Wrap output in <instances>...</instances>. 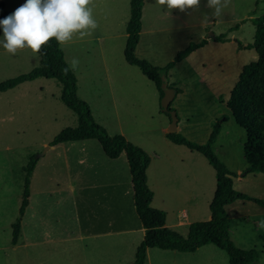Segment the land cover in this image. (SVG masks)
Masks as SVG:
<instances>
[{
    "label": "crops",
    "instance_id": "crops-1",
    "mask_svg": "<svg viewBox=\"0 0 264 264\" xmlns=\"http://www.w3.org/2000/svg\"><path fill=\"white\" fill-rule=\"evenodd\" d=\"M94 4V10L107 12L97 20L100 29L83 40L74 38L70 43L95 42L96 46H82L80 50V46L76 45L73 52H64L69 66L73 58L79 59L78 67L73 70L77 76L78 95L89 103L95 120L110 132L112 121L115 122L114 128L122 123L117 93L120 95L123 88L130 89V84L123 75L130 73V67L135 66L125 58L128 32L127 27L126 31L122 28L123 24L128 25L130 19L124 7L128 9L130 6L131 10V0H94ZM186 12L188 10L182 12L173 9L169 13L166 8L157 7L154 3L148 5L147 0H144L142 29L136 48L137 56L139 54L160 66V57L169 52L164 44L173 38L171 33L177 32L181 36L178 31L191 32L193 28H200L197 43L206 40V44L169 70V85L172 84L176 89L180 81H175L172 74L177 73L183 63L202 52H209L212 50L209 48H213L215 44H226L228 40L218 41L214 38L217 34L210 33L212 21H189ZM165 33L168 35L166 38ZM2 36L0 28V37ZM192 42H195L193 38H187L182 47L168 53L171 55L169 62ZM122 56L125 62L121 61ZM43 64L42 55L34 56L30 49L20 50L13 56L0 46V78H5L1 76L6 75L11 76L8 79L14 78ZM202 65V74L205 75L209 72V66L205 62ZM123 70H126L125 74ZM120 75L124 78L121 85ZM100 76L109 83L113 109L109 105L110 100L102 101L106 87ZM8 79H0V82ZM49 81L60 90L58 94L51 92L52 98L44 93L45 87L50 85ZM116 89L118 91L115 92ZM158 93L161 102L160 92ZM180 94L181 91L177 92L176 97ZM62 95L63 83L45 76L0 91V122L7 138L10 130L12 138H20L27 131L26 106L36 110L35 124L31 125L39 131L42 130L43 122L46 129H50L48 126H57L59 114L62 121L70 122L64 126H79V115L66 105ZM28 115H33V111ZM66 127L55 129L48 140L41 143L42 147H50L44 155L38 157L32 173L29 203L16 244L13 243V224L20 215L27 161L22 157V162L19 163V158L8 155L14 151L13 145L7 144L5 152H0V220L3 221L0 222V264H131L136 259L137 248L146 231L135 207L134 185L127 154L123 152L118 158H110L97 139L51 145L55 136ZM180 129L178 122V132ZM115 130L109 134L115 135ZM120 132L127 136L124 131ZM163 132L165 136L161 141L168 150L173 151L174 157H170L168 153L158 154L152 147L143 146L147 144L146 137L142 143L137 142L151 156L147 171L148 185L154 192L151 205L165 212L166 226L187 236L193 222L212 218L210 203L215 192H210L206 184L203 186L202 178L197 173L200 169L194 162H188L193 157V152L185 153L181 148L183 145L173 142L167 136V127L163 128ZM127 139L130 138L127 136ZM208 194L209 198H205V203H202L203 196ZM205 248L208 245L195 252L149 248L144 264H181L180 260L187 259L191 253L200 254L203 249L206 251ZM209 263L219 264L213 260L207 261ZM186 264L196 262L187 261Z\"/></svg>",
    "mask_w": 264,
    "mask_h": 264
},
{
    "label": "rangeland",
    "instance_id": "rangeland-1",
    "mask_svg": "<svg viewBox=\"0 0 264 264\" xmlns=\"http://www.w3.org/2000/svg\"><path fill=\"white\" fill-rule=\"evenodd\" d=\"M2 1L5 3V10L9 12L14 11L25 3V0ZM150 3H155V0H147V4L149 5ZM126 10L127 16L130 18V6H128V9L124 7V11ZM105 13L107 12L94 10L97 20L101 19L102 14L104 15ZM263 14L264 0H232L230 7L225 9L223 15L219 18L211 17V9L207 7V0H200L199 9H191L190 11L188 9L186 15H188L187 19L189 21H212L210 23L212 28L210 33L214 32L217 35L226 34V39L228 40L226 44H215L213 48H209L212 49L209 52L205 54H202L204 53L202 52L192 60L183 63L177 69V73L172 74L175 81H180L178 89L181 94L175 97L171 104V109L177 111L179 117L181 127L179 133L198 144H205L213 131L215 123L226 119L222 122V129L214 145V151L218 158L233 172L232 177L235 189L252 198L259 199V201H263L239 199L227 206V212L232 219L230 227L231 239L239 248L257 250L260 254L257 264H264V229L259 227V221L264 219V173L245 172L249 165L244 153L247 134L244 128L237 124L228 107V102L244 67L258 58L257 51L247 46L253 43L256 36L257 28L253 19ZM205 17L208 18L205 19ZM164 19L171 20L169 18ZM166 20H159V22H165ZM125 24L122 25V28L126 31L127 24ZM236 25H238L237 28H235ZM98 29L100 28L96 30ZM199 31L200 28H193L191 32L189 30L178 31L181 36H178L177 32H173L171 33L173 38L167 40L165 44L163 43L164 48L169 51L168 53H171L175 49L182 47L181 45L187 38H193L197 43ZM164 36L166 38L168 36L167 33ZM95 44V42L76 44L69 42L62 45V48L69 54L73 52L76 45L80 46L79 49L81 50L82 46L92 48L96 46ZM168 53L167 55H160V66H165L170 61L169 57L171 55ZM137 57L149 60L139 54ZM148 57L150 58L151 56ZM121 61H126L123 56ZM203 62L209 66V72L205 75L202 74L204 69ZM221 65L222 68L220 67ZM125 71H122L123 74L126 73ZM123 76L126 78L127 83L130 84V89L126 88L125 90L123 88L120 90V95L117 93V106L122 116V123L121 125L118 124L117 128H114L115 122L112 121L110 132L116 129V134H123L120 131H124L130 138L129 140L136 144L137 142L142 143L141 141L146 137L148 141L143 146L152 147L158 154L168 153L170 157H174L173 151L168 150V147L161 141L165 136L163 128H169L170 124L169 115L163 111L161 102L158 99L159 90L155 83L149 80L138 66L130 67V73ZM1 77L5 78L0 79H8L11 76ZM201 78L205 80L202 81ZM100 79H103L106 87L104 100L102 101L110 100L109 105L113 109L109 83L102 76H100ZM49 82L50 85L45 87L44 93L52 98L50 93L56 92L58 94L60 90L54 83ZM123 82L124 78L120 75V85ZM41 84H43L42 81ZM32 111L33 115H28ZM69 113L75 116L72 111ZM36 118V110L26 106L27 131L20 138L16 136L12 138L13 133L11 130L7 138L6 133L2 129V122H0V152H5L4 147L7 144L13 145L15 149L13 152H9L10 154L8 155L13 156L15 159L19 158V163L22 162V157H24L28 164L33 155L39 157L41 153L47 151V146L42 147L41 143L48 140V137L55 129L59 130L70 123L62 121L59 114L57 126H48L50 129H46L45 122H43L42 130L40 129L39 131L31 125L35 124ZM181 148L185 150V153L191 154L193 152V157L188 162H191V164L194 162L196 167L200 169V172L198 171L197 173L202 178L203 186L206 184L207 188H210V192L212 191L214 194L217 187L216 171L208 159L201 152L193 151L187 146L183 145ZM178 155L183 156L180 153ZM209 194L208 196H203L202 203H205V198H209ZM200 221H205V219L202 218ZM0 222L3 221L0 220ZM205 249L206 251L203 249L197 255H192L191 253L187 259L183 258L179 262L186 264L187 261H195L196 264H207V261L213 260V262L219 264H229V255L225 250L220 249L215 244H208V248Z\"/></svg>",
    "mask_w": 264,
    "mask_h": 264
},
{
    "label": "trees",
    "instance_id": "trees-1",
    "mask_svg": "<svg viewBox=\"0 0 264 264\" xmlns=\"http://www.w3.org/2000/svg\"><path fill=\"white\" fill-rule=\"evenodd\" d=\"M143 6L144 0H131L125 58L131 65L138 66L142 73L155 83L162 98L164 95L162 84L164 79L168 78L169 70L197 48L205 45L207 41L190 43L187 48L178 52L173 61L165 66H157L146 59H139L136 56V48L140 41ZM12 12L6 11L5 3L0 0V19L7 17ZM253 21L257 28L256 36L253 43L247 47L254 48L258 53V58L244 67L231 93L228 107L237 124L244 128L247 134L244 153L249 165L245 172L264 173V14L253 19ZM237 27L238 25L235 26V28ZM214 38L218 41L226 40V34H220ZM42 52L44 64L41 67L0 82V91L10 89L21 82L33 80L39 76L56 78L63 83L62 97L64 102L79 115L80 124L77 127L64 128L50 144L97 139L110 158H118L123 152L127 154L134 185L135 207L146 231L144 239L137 248L136 259L131 264H144L149 248L195 252L208 244H215L220 249L225 250L229 255V264H257L260 257L257 250L239 248L231 239L232 219L227 212V205L239 199H254L256 201L259 199L252 198L235 189L233 172L218 158L214 151V145L222 129V122L226 119L215 123L205 144L195 143L179 132L167 134L173 142L201 152L216 171L217 187L210 203L212 218L193 222L189 227L187 236H184L166 226L165 212L151 205L154 192L148 185L147 170L151 162L149 153L128 140L123 134L110 135L107 129L95 120L89 103L79 97L77 76L67 63L62 46L54 38ZM65 68H69L67 74L63 71ZM179 91L177 89V92ZM167 113L171 118L169 112ZM37 161L38 157L33 155L25 167L27 172L25 192L20 215L13 224L14 244L18 241L21 221L29 203L30 180Z\"/></svg>",
    "mask_w": 264,
    "mask_h": 264
},
{
    "label": "clouds",
    "instance_id": "clouds-1",
    "mask_svg": "<svg viewBox=\"0 0 264 264\" xmlns=\"http://www.w3.org/2000/svg\"><path fill=\"white\" fill-rule=\"evenodd\" d=\"M231 2L232 0H207L211 17H221ZM154 4L166 8L169 13L173 9L183 12L199 9L200 0H155ZM94 8V0H25L11 14L0 19L3 31L0 46L9 55L14 56L20 50L30 49L34 56H39L53 38L61 46L74 38L83 40L99 27ZM78 65L79 59L73 58L70 68L75 70ZM63 71L67 74L69 68ZM259 227L264 229V219L259 221Z\"/></svg>",
    "mask_w": 264,
    "mask_h": 264
},
{
    "label": "water",
    "instance_id": "water-1",
    "mask_svg": "<svg viewBox=\"0 0 264 264\" xmlns=\"http://www.w3.org/2000/svg\"><path fill=\"white\" fill-rule=\"evenodd\" d=\"M162 88L164 90V95L161 98V106H162L163 111L169 112V114L171 116V123H170V127L168 128V133H177L178 132L179 117H178L177 111L171 109V104L177 95V89L175 87H172L169 85V79L168 78L164 79V82L162 84ZM49 147L50 146L48 145L47 149ZM45 152L46 151L41 153L39 155V157L42 156Z\"/></svg>",
    "mask_w": 264,
    "mask_h": 264
}]
</instances>
